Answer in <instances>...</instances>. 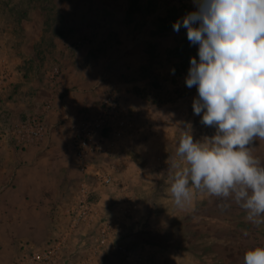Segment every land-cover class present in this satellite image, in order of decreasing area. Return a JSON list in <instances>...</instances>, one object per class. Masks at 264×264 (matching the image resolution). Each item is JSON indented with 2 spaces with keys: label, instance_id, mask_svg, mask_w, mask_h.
I'll return each mask as SVG.
<instances>
[{
  "label": "rangeland",
  "instance_id": "obj_1",
  "mask_svg": "<svg viewBox=\"0 0 264 264\" xmlns=\"http://www.w3.org/2000/svg\"><path fill=\"white\" fill-rule=\"evenodd\" d=\"M194 10L193 0H0V60L5 58L11 71V79L0 88L13 89V101L28 109L12 126L39 115L50 101L52 107L44 117L46 129L58 141L56 150L66 151L73 128L69 134L66 123L61 118L53 120L52 113L65 111L59 95L61 83L55 90L46 87L47 72L57 68L61 80L67 77L70 85L75 82V88L94 91L85 99L91 100L94 111L72 112L74 120L97 112L108 92H115L122 108L129 112L131 130L116 138L109 157H92L98 167L107 168L109 160L128 146L138 147L140 154L148 157L144 164L142 159V164H129L132 172L143 169L144 173L125 180L127 200L118 196L117 190L102 189L88 180L92 199L116 227L114 242L96 254L90 264H243L246 250L264 246V224L247 221L245 211L232 198L197 194L194 210L182 212L173 206L168 191L173 171L170 165L178 160L176 148L185 124H191L194 141L215 131L193 113L196 88L185 84L190 57L199 61L198 45L188 43L186 29L176 32L172 27ZM86 73L88 79H76V75ZM141 99L150 104L145 106L147 102L140 103ZM149 120V126L140 132L137 123ZM106 131L103 141L114 140ZM128 135H134V139ZM32 147L29 145V149ZM250 151L264 163V140L253 141ZM156 157L161 158L163 166ZM66 159L71 168L69 176L61 175L53 159L41 164L46 175L34 174L35 184L28 191L36 203L43 202L38 190L39 180L45 177L55 185L64 179L67 185L64 190L51 189L56 202L71 204L75 200L83 176L75 161ZM52 209L33 212L25 225L13 224L14 239L1 241L0 264H11L25 252L45 247L59 236L48 233L47 237L51 236L43 238V220L49 216L46 210H50L52 219L58 214L51 212L58 207ZM45 222L50 228L53 224L50 232L58 228L64 232L68 221L64 227L62 218L59 223ZM95 233L96 227L91 231ZM10 242L13 250L6 249Z\"/></svg>",
  "mask_w": 264,
  "mask_h": 264
},
{
  "label": "clouds",
  "instance_id": "obj_2",
  "mask_svg": "<svg viewBox=\"0 0 264 264\" xmlns=\"http://www.w3.org/2000/svg\"><path fill=\"white\" fill-rule=\"evenodd\" d=\"M195 10L172 25L186 29L190 57L185 84L195 86L192 109L215 129L193 139L185 124L170 167L173 206L193 211L197 194L232 198L245 219L264 224V163L250 151L264 140V0H193ZM174 71V70H173ZM243 264H264V246L245 251Z\"/></svg>",
  "mask_w": 264,
  "mask_h": 264
},
{
  "label": "built area",
  "instance_id": "obj_3",
  "mask_svg": "<svg viewBox=\"0 0 264 264\" xmlns=\"http://www.w3.org/2000/svg\"><path fill=\"white\" fill-rule=\"evenodd\" d=\"M0 85L11 78V71L5 58L0 60ZM61 80L57 68L48 71L46 82L52 88ZM52 103L46 102L42 112L28 120L0 132V142L5 138L14 139L20 144L37 145L46 136L44 121ZM131 127L127 112L122 108L115 92H108L101 100L100 108L94 114L84 116L75 126L69 149L83 178L79 194L67 207V227L55 240L45 247L32 249L11 264H89L100 251L114 242L116 227L107 217L101 216L98 202L92 199L93 190L88 180L100 188H115L127 200L126 179H137L144 171L132 172L123 160H113L107 168H99L93 156L109 157L115 147L117 137H122L125 129ZM108 130L113 139L103 141L102 133ZM102 139V140H101ZM161 163V158L156 157ZM96 227V233L91 231Z\"/></svg>",
  "mask_w": 264,
  "mask_h": 264
},
{
  "label": "crops",
  "instance_id": "obj_4",
  "mask_svg": "<svg viewBox=\"0 0 264 264\" xmlns=\"http://www.w3.org/2000/svg\"><path fill=\"white\" fill-rule=\"evenodd\" d=\"M88 77H89L88 73H86V75H80V76L76 75V79L78 81H81V78L82 81H84V79H88ZM9 79L11 78H8L7 80ZM59 83H61L60 85L62 89L59 95L62 96L61 100L62 103L64 104V107L63 106L61 107H63L65 111L59 110L58 113L53 111L52 113L55 116L53 120L59 119L58 121H60L61 118L63 122L66 123L65 126L69 127L68 129H66L68 130L67 132L71 134V127L73 128V126H75L82 119L81 118L79 121L74 120L75 116L72 115V112L73 113L76 111H79L81 113L87 111L93 112L94 104L91 103L90 105L91 100L87 102L85 99L88 98L86 97L88 94L93 93L94 91L91 92V91L75 88L76 86L75 82L70 85L69 83H71V79L67 77L66 80L64 79L60 80ZM59 83L57 85H59ZM83 84L84 82H82V85ZM46 87H48V89L50 88L55 90L54 88L56 86L51 88L46 83ZM13 92H14L13 89L10 90L9 88H4V89L0 88V132L13 127L12 126L13 122L18 121L19 118H23L24 110L28 112V109L26 108L25 104L23 105V103L21 102L18 103V101L15 100L13 101V97H14V95H12ZM145 102H147L146 103L147 105L145 106H148V104H150L146 100L142 101V99L140 103H145ZM153 107H155L156 109L158 106L154 105ZM170 107H172V105ZM125 111L129 113L127 109ZM86 115H90V114H86ZM47 116L48 113L44 114V117ZM47 123L48 122H46L45 120L46 127H47ZM149 123H151V120H149V122H144L140 124L137 123L139 127L138 130L140 132L143 131V129L149 126ZM125 130H126L125 133H127V130H131V127H127ZM133 130L134 129H132V131ZM136 135H139V133ZM71 136L72 135H70V137L67 139V143L65 144L66 151L63 149H61L60 151L56 150L58 141L56 140L55 136L53 137V133L51 134L49 131L46 133V136H44V138L41 140L39 144L35 146L30 145V146H34L30 149H29V145L20 144L14 139H10L11 137L5 138L3 139V141L0 142V249L2 248L1 241L3 239H8V241L14 239L13 224L21 223L25 225L27 221L30 222L29 217L31 216V214H33V212L37 213V211L40 210L41 208L46 207L50 210H53L52 208H54L55 206L58 207V210L56 212L55 210L51 211L53 215L54 213H58L55 214V218L53 219L50 216V210H46L47 211L46 215L49 216L46 217L45 220L48 221L51 220L52 222L59 223L62 218L63 219L62 226L64 227V222L66 224L67 222L66 209L70 204L60 200L59 202H56L54 195L51 194V189L54 188H58L61 190L66 189L67 185L63 183L64 179L57 180L56 185L53 184L52 181H50V179L47 177H45V179L39 180L40 189L38 191L41 192L40 195H42L43 202L36 203L35 198L29 193L28 190L30 189V186L32 184H35L34 183L35 179L33 178L34 174L39 173L42 176L47 174V171L43 170L42 169L43 166H41V164L45 162L47 159H53L54 167H58L59 171H61L60 173L62 176L63 175L69 176V172L71 171V168L70 165H68L70 164L69 161L66 162L67 161L66 157H68V159L71 157L72 161L74 160V157L69 149ZM128 137L129 138L132 137V139H134V135H128ZM140 152L141 149H138V147L128 146L125 152H123L119 156L113 157L109 161L112 162L113 160H123L128 164L133 163L135 165V164H140L142 162V161L140 162V159H142L144 160L142 162L144 164L145 159H147L148 157L141 155ZM60 153L62 154L60 155ZM93 162L96 163L94 160ZM67 176H65V178ZM108 188H102V189H108ZM113 189L116 191L115 188ZM15 194L18 195L16 200L13 199V195ZM118 196L121 195L119 194ZM58 203H61L62 205L65 203L66 204L64 206L62 205L59 206ZM101 216L107 217L106 215H104L102 209H101ZM45 220H43V223H45V225H43V227H45L44 230L45 233L43 234V238L48 239L51 236V234H49V236L47 237L48 233H52L53 236L55 237L56 235H60L63 232V230H61L62 228H58L57 230L55 229L54 232H50L51 230H53V224L52 227L50 228L49 227L50 223H46L47 221L45 222ZM31 237L32 236H29V238ZM10 244H12V242L8 243L9 247L5 246V248L7 247L6 249L9 250V248L11 247ZM10 250H13V246L10 248ZM13 252H16V250L14 249Z\"/></svg>",
  "mask_w": 264,
  "mask_h": 264
},
{
  "label": "trees",
  "instance_id": "obj_5",
  "mask_svg": "<svg viewBox=\"0 0 264 264\" xmlns=\"http://www.w3.org/2000/svg\"><path fill=\"white\" fill-rule=\"evenodd\" d=\"M189 43V42H188ZM190 44V43H189ZM186 57H188V55L186 56ZM184 61H185V59H184ZM107 131H105L104 133H106Z\"/></svg>",
  "mask_w": 264,
  "mask_h": 264
}]
</instances>
